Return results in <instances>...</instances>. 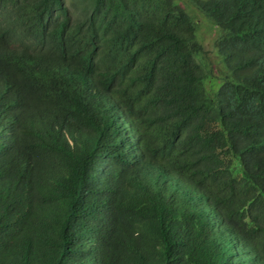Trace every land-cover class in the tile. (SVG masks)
I'll use <instances>...</instances> for the list:
<instances>
[{"label": "trees", "instance_id": "16d2710c", "mask_svg": "<svg viewBox=\"0 0 264 264\" xmlns=\"http://www.w3.org/2000/svg\"><path fill=\"white\" fill-rule=\"evenodd\" d=\"M0 264H264V0H0Z\"/></svg>", "mask_w": 264, "mask_h": 264}, {"label": "rangeland", "instance_id": "374dc122", "mask_svg": "<svg viewBox=\"0 0 264 264\" xmlns=\"http://www.w3.org/2000/svg\"><path fill=\"white\" fill-rule=\"evenodd\" d=\"M192 14L200 21L198 35L199 40L205 49V54L211 60L213 68L218 70L221 66V62H219V58L217 57L215 40L218 36L219 30L218 28H214L209 20L197 10L192 11Z\"/></svg>", "mask_w": 264, "mask_h": 264}]
</instances>
